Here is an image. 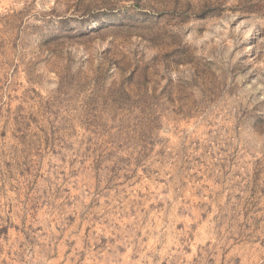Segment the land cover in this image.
Here are the masks:
<instances>
[{"label":"rangeland","instance_id":"1","mask_svg":"<svg viewBox=\"0 0 264 264\" xmlns=\"http://www.w3.org/2000/svg\"><path fill=\"white\" fill-rule=\"evenodd\" d=\"M0 264H264V0H0Z\"/></svg>","mask_w":264,"mask_h":264}]
</instances>
